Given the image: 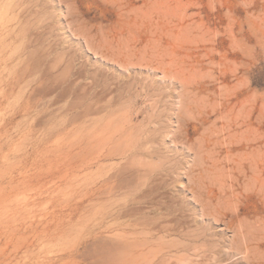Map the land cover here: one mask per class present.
<instances>
[{"label":"rangeland","instance_id":"1","mask_svg":"<svg viewBox=\"0 0 264 264\" xmlns=\"http://www.w3.org/2000/svg\"><path fill=\"white\" fill-rule=\"evenodd\" d=\"M263 228L264 0H0V264H264Z\"/></svg>","mask_w":264,"mask_h":264},{"label":"bare ground","instance_id":"2","mask_svg":"<svg viewBox=\"0 0 264 264\" xmlns=\"http://www.w3.org/2000/svg\"><path fill=\"white\" fill-rule=\"evenodd\" d=\"M165 15H166V14H165ZM192 26H193V25L190 24L191 31L188 32V33H191L192 30H194V29H193L194 26H193V27H192ZM182 27H183V26H182ZM186 27H187V25H186ZM198 27H199V26H198ZM179 28H180V27H179ZM198 29H200V28H198ZM198 29H197V30H198ZM187 30H188V29H187ZM183 32L185 33V31H183ZM192 34H193V33H192ZM171 35H172V34H171ZM173 35H174V34H173ZM183 35H184V34H183ZM184 36H185V35H184ZM188 37H189V36H188ZM171 38H172V37H171ZM238 40H239V39H238ZM240 40H241V39H240ZM242 40H243V38H242ZM157 41H158V40H157ZM124 42H125V41H124ZM126 42H127V41H126ZM152 42H153V41H152ZM158 42H159V41H158ZM159 43H160V42H159ZM239 43H240V42H239ZM156 44H157V42H156ZM126 45H127V44H126ZM157 45H158V44H157ZM156 47H157V46H156ZM154 48H155V47H154ZM156 49H157V48H156ZM165 51H166V50H165ZM166 52H167V51H166ZM155 54H156V53H155ZM175 58H176V57H175ZM172 65H173V64H172ZM179 66H180V65H179ZM171 69H172V68H171ZM180 74H181V73H180ZM190 75H191V74H190ZM183 76H184V75H183ZM98 98H99V97H98ZM199 99H200V98H199ZM199 99H198V100H199ZM200 103H201V102H200ZM198 105H199V104H198ZM198 105H197V106H198ZM87 106H88V105H87ZM195 106H196V105H195ZM197 106H196V108H197ZM92 108H94V107H92ZM243 108H244V107H243ZM84 109H86V108H84ZM190 110H191V109H190ZM238 110H239V109H238ZM192 111H193V110H192ZM241 112H242V111H241ZM88 113H89V112H88ZM190 113H191V112H190ZM181 115H182V114L180 113V116H181ZM180 116H179V117H180ZM182 116H183V115H182ZM188 117H189V116H188ZM181 119H183V118H181ZM188 119H189V118H188ZM87 122H88V120H87ZM182 122H183V121H182ZM184 123H185V122H184ZM85 124H86V123H85ZM94 124H95V123H94ZM97 125H98V124H97ZM115 127H116V125H113L112 128L115 129ZM94 128H95V127H94ZM94 128H93V129H94ZM112 128H111V129H112ZM182 128H183V127H182ZM113 129H112V130H113ZM131 129H132V128H131ZM131 129H129V130H131ZM87 131H88V130H87ZM90 132H91V131H90ZM128 132H129V131H128ZM134 133H135V132H134ZM135 134H136V133H135ZM183 134H184V133H183ZM103 135H104V134H103ZM103 135H102V136H103ZM122 135H123V134H122ZM126 135H127V134H125V136H126ZM131 135H132V134H131ZM136 135H137V134H136ZM136 135H135L134 137H136ZM178 135H179V134H178ZM180 135H181V134H180ZM107 136H108V135H107ZM104 137H105V136H104ZM109 137H110V136H109ZM120 137H121V136H120ZM102 138H103V137H102ZM129 138H131V137H129ZM136 138H137V137H136ZM91 140H92V139H91ZM101 140H102V139H101ZM117 140H118V137H117ZM126 140H127V139H126ZM134 140H135V138H134ZM139 140H140V139H139ZM145 140H146V139H145ZM136 141H137V140H136ZM143 141H144V140H143ZM200 141H201V140H200ZM89 142H90V140H89ZM123 142H124V141H123ZM99 143H101V142H99ZM99 143H98V144H99ZM118 143H119V142H117V143L114 144V145L116 146V145H118ZM132 143H133V141H132L130 144H132ZM122 144H123V143H122ZM126 144H127V143H126ZM126 144L124 143V145H126ZM124 145H122V147H121L122 149H123L124 147L127 146V145H126V146H124ZM134 145H135V144H134ZM134 145H133V146H134ZM144 145H145V147H146V144H144ZM101 146H102V145H101ZM112 146H113V145H112ZM112 146H111V148H112ZM142 146H143V145H142ZM199 146H200V145H199ZM92 147H93V146H92ZM140 147H141V145H140ZM143 147H144V146H143ZM93 148H94V147H93ZM111 148H110V149H111ZM119 148H120V146H119ZM121 148H120L119 150H122ZM150 148H151V146H150ZM110 149H109V152H111ZM115 149H116V148H115ZM117 150H118V149H117ZM140 151H142V150H140ZM144 151H145V150H144ZM90 152H91V151H90ZM118 153H119V151H118ZM116 154H117V151H116ZM122 154H123V153H122ZM138 155H139V154H138ZM132 156H133V155H132ZM141 156H142V155H141ZM138 157H140V155L137 156L136 159H138ZM143 157H144V156H143ZM143 157H142V158H143ZM140 158H141V157H140ZM140 158L138 159V161H140ZM144 158H145V157H144ZM134 160H135V159H134ZM136 162H137V161H135V164H136ZM143 162H144V161H143ZM143 162H142V163H143ZM128 163H130V162H128ZM128 163H127V164H128ZM138 163H140V162H138ZM143 164H144V163H143ZM143 164H142V165H143ZM145 164H146V163H145ZM136 165L138 166L139 164H136ZM147 165H148V164H146L144 168H146ZM134 166H135V165H134ZM111 167H112V165H111ZM152 167H153V166H152ZM120 168H121V167H120ZM125 168H126V167H125ZM142 168H143V166H142ZM149 168H150V167H149ZM118 170H119V168H118ZM118 170H117V171H118ZM121 170H122V169H121ZM105 171H106V170H105ZM117 171H116L115 173H117ZM125 171H126V170H125ZM139 171H140V170H138L137 172H139ZM122 172H123V171H122ZM135 172H136V171H135ZM143 172H145V176H146V177L149 176V175L146 174L147 171H142V172L140 173V174H141L140 176H142V173H143ZM149 172H152V171H148V173H149ZM115 173H114V174H115ZM118 173H119V172H118ZM102 174H103V173H102ZM114 174H113L112 176H114ZM132 174H133V173H132ZM134 174H135V173H134ZM150 174H151V173H150ZM130 175H131V174H130ZM135 175H136V174H135ZM104 176H105V175H104ZM117 176H119V175H117ZM137 176H138V175H137ZM145 176L143 175V179H144ZM157 176H158V175H157ZM157 176H156V177H157ZM115 177H116V175H115ZM158 177H159V176H158ZM103 178H104V177H103ZM116 178H117V177H116ZM133 178H134V177H132L131 179H133ZM135 178H136V177H135ZM138 178H139V177H138ZM259 178H260V177H259ZM111 179H114V178L112 177ZM126 179H127V178H126ZM131 179H130V180H131ZM147 179H148V178H147ZM147 179H146V180H147ZM137 180H138V179H137ZM137 180H136V181H137ZM144 180H145V179H144ZM144 180H143V182L146 181V180H145V181H144ZM256 180H258V179H256ZM117 181H118V180H117ZM124 181H125V179H124ZM133 181H134V179H133ZM160 181H161V180H160ZM160 181H157V183H158V182L160 183ZM118 182H122V180H121V181H118ZM113 183H114V182H113ZM122 183H123V182H122ZM122 183H121V184H122ZM126 183H127V181H126ZM126 183H123V184H126ZM131 183H132V181L130 182V184H131ZM145 183H146V182H145ZM155 183H156V182H155ZM157 183H156V184H157ZM121 184L118 183L119 187L121 186ZM139 184H140V183H139ZM141 184H142V183H141ZM143 184H144V183H143ZM153 184H154V183H153ZM160 184H161V183H160ZM144 185H145V184H144ZM114 186H115V185H114ZM134 186H136V184H135ZM109 187H110V186H109ZM116 187H117V185H116ZM159 187H160V186H159ZM140 189H141V188H140ZM140 189H138V190H140ZM154 189H155V188H154ZM115 190H116V189H115ZM126 190H127V189H126ZM130 190H131V189H130ZM155 190H156V189H155ZM146 191H148V190H145V193H146ZM111 192H112V191H111ZM159 192H160V191H159ZM157 193H158V192H157ZM103 194H104V193H103ZM124 195H125V194H124ZM97 196H99V195H97ZM227 196H228V195H227ZM230 196H231V195H229V197H230ZM144 197H146V196H144ZM144 197H143V198H144ZM163 197H165V196L163 195ZM146 198H147V197H146ZM146 198H144V199L146 200ZM80 199H81V198H80ZM144 199H143V200H144ZM208 199H209V198H208ZM225 199H226V198H225ZM138 200H140V199H138ZM141 200H142V198H141ZM141 200H140V201H141ZM155 200H156V199H155ZM155 200H154V201H155ZM209 200H210V199H209ZM219 200H220V199H219ZM219 200H218V201H219ZM120 201H121V200H120ZM124 201H126V200H124ZM237 201H238V200H237ZM118 202H119V201H118ZM132 202H133V201H132ZM134 202H135V200H134ZM141 202H142V201H141ZM162 202H163V201H162ZM162 202H161V203H162ZM206 202H207V201H206ZM210 202H211V201H210ZM121 203H122V202H121ZM170 203H172V202H170ZM223 203H225V202L223 201ZM237 203H238V202H237ZM167 204H168V203H167ZM227 204H229V203H227ZM101 205H102V204H101ZM160 205H161V204H160ZM160 205H158V206H160ZM162 205H163V204H162ZM162 205H161V206H162ZM208 205H209V204H208ZM221 205H222V204H221ZM230 205H231V204H230ZM230 205H228V207H230ZM233 205H234V204H233ZM143 206H144V205H143ZM161 206H160V207H161ZM225 206H227L226 203H225ZM102 207H103V206H102ZM144 207H146V205H145ZM150 207H151V206H150ZM154 207H155V206H154ZM154 207H152V208H154ZM156 207H157V206H156ZM164 207H165V206H164ZM100 208H101V206H100ZM104 208H105V207H104ZM129 208H130V207H129ZM134 208H135V207H134ZM139 208H140V207H139ZM141 208H142V207H141ZM158 208H159V207H158ZM178 208H179V207H178ZM116 209H117V208H116ZM130 209H131V208H130ZM130 209H128L127 211H129ZM144 209H146V208H144ZM150 209H151V208H150ZM160 209H161V208H160ZM134 210H135V209H134ZM137 210H138V209H137ZM140 210H141V209H140ZM153 210H154V209H153ZM156 210H157V208H156ZM174 210H175V209H174ZM226 210H227V209H226ZM232 210H233V209H232ZM121 211H122V210H121ZM124 211H126V209H125ZM131 211H132V210H131ZM142 211H143V210H142ZM213 211H214V210H213ZM234 211H235V209H234ZM138 212H139V211H137V213H138ZM120 213H121V212H120ZM163 213H165V212H163ZM125 214H126V213H125ZM117 215H118V214H117ZM134 215H135V214H134ZM134 215H133V216H134ZM93 216H94V215H93ZM95 216H96V215H95ZM147 216H149V215H147ZM160 216H161V215H160ZM160 216H158V217H160ZM163 216H164V215H162V217H163ZM165 216H166V215H165ZM114 217H115V216H114ZM160 218H161V217H160ZM173 219H174V218H173ZM175 219H176V218H175ZM177 219H178V218H177ZM136 220H137V219H136ZM144 220H145V219H144ZM138 221H139V220H138ZM175 221H176V220H175ZM179 221H180V219H179ZM181 221H182V220H181ZM242 221H243V220H242ZM87 222H88V221H87ZM96 222H97V221H96ZM155 222H156V221H155ZM169 222H170V221H169ZM253 222H254V221H253ZM260 222H262V220H261ZM148 223H149V222H148ZM177 223H178V220H177ZM177 223H176V224H177ZM183 223H184V222H183ZM254 223H255V222H254ZM173 224H175V222H173ZM250 224H251V223H250ZM163 225L166 226L167 224H163ZM163 225H162V227H163ZM170 225H171V224H170ZM181 225H182V224H181ZM181 225H180V226H181ZM183 225H184V224H183ZM245 225H246V224H245ZM159 226H160V225H159ZM173 226H174V225H173ZM107 227H108V226H107ZM109 228H110V227H109ZM116 228H117V227H116ZM163 228H164V227H163ZM261 228H262V227H261ZM105 229H106V228H105ZM158 229H159V228H158ZM238 229H239V228H238ZM263 229H264V228H263ZM159 230H160V229H159ZM178 231H179V230H178ZM240 231H241V230H240ZM248 231H249V229L246 227V232H244V234L246 235V238H247V239H249V236L247 237V233H248ZM191 233H192V232H191ZM196 237H198V236H196ZM192 238H193V237H192ZM257 239H258V238H257ZM105 241H106V240H105ZM107 242H108V241H107ZM108 243H109V242H108ZM108 243H107V244H108ZM243 243H244V242H243ZM103 244H104V243H103ZM118 244H121V243H118ZM193 244H194V243H193ZM193 244H192V245H193ZM108 245H109V244H108ZM114 245H116V243H114ZM114 245H113V246H114ZM104 246H105V244H104ZM133 246H134V245H133ZM206 246H207V245H206ZM173 247H174V246H173ZM102 248H103V246H102ZM107 248H108V247H106V249H107ZM112 248L118 249V248H116V247H112ZM121 248H122V247H121ZM123 248H125V247H123ZM258 249H259V248H258ZM100 252H101V251H100ZM102 253H103V252H102ZM123 254H124V253H123ZM252 254H253V253H252ZM258 254H259V253H258ZM99 255H100V254H99ZM117 257H118V256H117ZM119 257H121V256L119 255ZM98 259H99V258H98ZM172 259H173V258H172ZM115 260H116V258H115ZM117 260H118V258H117ZM97 262H98V261H97ZM167 264H168V263H167Z\"/></svg>","mask_w":264,"mask_h":264}]
</instances>
